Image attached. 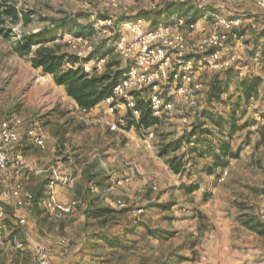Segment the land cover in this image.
<instances>
[{"label": "rangeland", "instance_id": "obj_1", "mask_svg": "<svg viewBox=\"0 0 264 264\" xmlns=\"http://www.w3.org/2000/svg\"><path fill=\"white\" fill-rule=\"evenodd\" d=\"M8 1L25 12L29 19L26 22L6 19L0 24V29L10 34L0 35V129L7 118L21 119V140L13 145L12 157H22L25 161L19 169L9 165L0 172V195L1 190L15 181L35 193L46 179L50 183L57 182L60 174H66L72 179V185L68 186L66 194L58 196L56 192L55 199L65 202L61 198L72 196L69 201L78 198L83 203L64 219L55 221L42 206L47 196L23 208L15 207L11 200L0 199L6 225L16 229L15 237H10L9 232L0 243V264H37L35 246L38 243L49 248L51 264H264V235L249 228L255 222H264V141L255 147L257 137L252 131L256 126L233 133L231 147L235 150L243 146V149L239 158L230 160L224 167L228 169L224 178L221 177L223 169L206 174L201 169L205 161L193 155H187L182 172L174 174L166 157L159 153L164 144L190 131L197 120L196 113L206 103L208 81L223 69L206 67L196 72L192 86L195 106L190 107L172 89H164L168 90L166 98L173 103V108L162 113V121L154 130L151 147H148L146 137L135 124L120 130L110 129L111 123L124 114L127 121L133 120L125 107L120 106L116 113L110 114L108 104L103 101L90 112H82L67 97L65 89L55 85L51 75L32 67L33 51L20 55L15 49L21 33L38 32L57 25L61 19L71 20L82 15L84 17L78 21L95 28L85 42L58 31L51 45L86 55L89 46L97 48L112 35L108 29H103L96 17L135 16L154 10L165 0H129L127 9L121 10L103 7L102 0ZM235 8L242 17L252 18L255 26L247 19L241 27L232 30L238 36L244 35V44L232 38L222 59L235 54L237 64L248 67L246 76L261 78L258 99L247 105L246 114L237 113L238 125L252 120L264 123V117L260 116L264 114V60L259 53L252 55L253 39L264 26V13L255 0L229 3L224 10L214 9L216 13L232 17L230 14L238 12ZM208 19L203 18L202 24L194 29L179 27L169 19L162 20L159 25H173L187 36L191 46L212 29V21ZM144 20L145 27L149 28L151 22ZM110 57L119 58V54L113 50ZM92 64H88L89 72L103 73V68L92 71ZM243 77L238 73L234 81ZM228 92V95L235 92V84L231 83ZM34 124L46 140L45 147L40 150L25 135L26 128ZM225 133L228 134L227 129ZM248 137L250 144L246 145ZM22 148H25L23 153ZM186 149L184 145L179 152ZM210 161L209 157L207 162ZM92 172L93 183L87 180L88 173ZM127 174L133 177L132 181L114 192L107 195L101 189L91 192L94 183L106 187L118 176ZM193 183L200 188L192 194L181 188V185ZM86 195L92 205L111 206L117 211L115 216L108 218L104 232L121 238L123 246L110 249L106 244L104 247L95 245L88 239L100 230V226L95 219L88 218ZM118 200L125 206L117 205ZM166 204L171 207L164 209L162 206ZM140 208L143 209L141 213L138 212ZM19 216L26 218V225L19 224ZM150 229L165 230L167 235L153 237ZM62 238L70 242L67 254L62 251Z\"/></svg>", "mask_w": 264, "mask_h": 264}, {"label": "trees", "instance_id": "obj_2", "mask_svg": "<svg viewBox=\"0 0 264 264\" xmlns=\"http://www.w3.org/2000/svg\"><path fill=\"white\" fill-rule=\"evenodd\" d=\"M164 3L154 8L152 11H142L137 15L125 14L114 18L115 23L112 26H105L103 29H108L112 35L108 37L101 46L94 48L89 56L81 59L75 52L64 50L62 46L51 45L60 33H69L74 37H82L88 39L95 31L93 25H85L78 21L84 17L78 15L71 20L61 19L57 21V25L46 27L38 32H23L16 39L15 49L20 55L29 54L33 51L31 65L35 69H41L45 74L52 76L55 85L65 89L66 95L75 104L90 112L96 108L98 104L105 101L107 97L113 94L115 84L123 77L125 70L124 63L119 57H110L114 50L115 42L120 38V24L124 19L137 20L138 18L146 19L151 22L148 30L155 29L160 22L168 19L172 15L186 19V23H195L203 19L206 11L199 9L196 3L191 0H165ZM210 11L216 12V9L209 8ZM90 14V12H88ZM107 15L96 17V21L105 20ZM208 20L212 21L211 17ZM6 19L12 22L28 21L29 16L20 11L14 5H11L8 0H0V24ZM264 23V18L262 19ZM0 35L10 36L5 29H0ZM252 55L260 54L261 60H264V26L256 32L253 39ZM109 57V58H108ZM105 59L103 73L87 72L84 69L83 62L90 60ZM238 72L234 68H223L222 71L215 73L208 81L207 89L205 90V105L196 113V121L192 124L190 131L181 137L164 144L159 153L166 157L169 169L174 174L182 172L187 155H193L205 162L201 169L208 175L215 174L224 167L232 159L239 158L242 153L243 146L233 149L231 147V137L236 131L242 130L244 127L256 126L255 134L257 139L255 147H258L264 141V123L256 120L246 121L242 125H238L237 113L246 114V107L252 100L258 99L260 76H245L237 80ZM235 84V92L228 95L229 86ZM227 95V97H225ZM235 97V100H233ZM137 108L140 110L139 121L128 120L127 125L135 124L137 128L143 125L145 128L155 130L161 123V117L154 116L151 103L135 95ZM245 105V106H244ZM244 106V107H243ZM264 117V114H260ZM227 129L228 134L225 133ZM215 130V131H214ZM250 137L246 140V145L250 144ZM184 145L187 146L185 151L179 152ZM209 157L210 162H207ZM88 181L93 183L94 174L88 173ZM50 184V180L43 181L39 188H36L34 193V202L37 203L47 195L46 188ZM94 185H101L100 183ZM187 194H192L197 191L200 186L197 183L189 185H181ZM207 198V195L204 194ZM205 198V199H206ZM84 200L87 205V215L90 219H95L96 224L100 226V230L93 233L91 239L92 244L108 246L110 249L117 246H123V240L118 237H112L104 232V228L109 223L108 218L115 216L117 211L109 206H95L88 199L87 195ZM164 209H169L170 204L162 206ZM250 230L259 235H264V222H255L249 225ZM10 229V237L16 236V229ZM153 237H165V230H149ZM103 241V242H102ZM103 243V244H101ZM106 244V245H105ZM194 246V245H193ZM191 246V248L193 247ZM1 253V248H0Z\"/></svg>", "mask_w": 264, "mask_h": 264}, {"label": "built area", "instance_id": "obj_3", "mask_svg": "<svg viewBox=\"0 0 264 264\" xmlns=\"http://www.w3.org/2000/svg\"><path fill=\"white\" fill-rule=\"evenodd\" d=\"M199 9L206 11L205 17L212 18V29L206 36L197 43L188 44L187 36L173 28V25L163 24L148 30L145 27V20L124 19L120 24V38L114 44V51L122 59L125 72L123 77L113 87V94L107 97L105 102L108 104L110 114L117 112L120 106L129 111L132 118L139 121L140 110L137 108L135 95L142 97L153 108V114L161 117L165 110H171L173 103L166 98V91L173 90L174 93L184 100L190 107L197 104L192 95V86L195 82V74L200 69L212 68L221 70L223 68H234L241 76H246L248 67L238 65L235 54L222 59L224 50L228 47L233 38L240 45L244 44L242 40L244 35L238 36L232 30L243 25L247 18L238 16H226L209 10V5L213 0H193ZM229 3H238L242 0H224ZM129 0H102L103 7H109L114 10L127 9ZM257 7L264 12V0H255ZM203 17V18H205ZM175 25L179 27L197 28L199 21L195 23H186V19L173 16ZM252 23V19H248ZM103 28L112 26L115 21L110 16L105 20H100ZM232 33H230L231 31ZM130 35L132 38H128ZM79 42H85V38L74 37ZM93 48L89 46L88 53L82 55L77 53L81 59L89 56ZM93 62L92 71L102 70L105 59L90 60ZM89 62H83L84 69L88 71ZM89 72V71H88ZM196 85V84H195ZM198 85H196L197 87ZM168 89V90H164ZM87 112L85 109H80ZM126 115L121 116L117 121L111 123L110 129L120 130L127 126ZM22 122L16 116L7 118L1 123L0 129V172L5 171L9 165L17 166L18 169L24 164V158L12 157V147L21 140ZM139 131L146 137L147 146L151 147V140L154 138V130L139 127ZM25 135L40 149L45 147L46 140L37 125H30L26 128ZM21 165V166H20ZM222 178L228 173V169L222 171ZM131 175L118 176L106 187L100 188L97 185L90 187L91 192L101 191L110 194L115 189L122 187L127 182L132 181ZM57 182L66 186L72 185V179L66 174H60ZM1 196L11 200L15 207L23 208L34 202V192L25 189L20 181H15L7 189L1 190ZM100 193V192H99ZM82 199H74L69 202H62L55 199L54 194H50L43 199L42 206L55 221H60L70 215L74 209L82 204ZM117 205L124 207L125 204L118 200ZM143 209H139L141 213ZM21 225H26V218L18 217ZM9 233L8 225L5 222V211L0 206V243ZM61 246L63 253L70 251L69 240L62 238ZM35 257L37 264H51L50 250L46 244L38 243L35 246Z\"/></svg>", "mask_w": 264, "mask_h": 264}, {"label": "crops", "instance_id": "obj_4", "mask_svg": "<svg viewBox=\"0 0 264 264\" xmlns=\"http://www.w3.org/2000/svg\"><path fill=\"white\" fill-rule=\"evenodd\" d=\"M231 4V3H230ZM227 6H229V2H227V1H224V0H213V2L209 5V8H222V10H224V8H226ZM239 10V9H238ZM236 8H235V11H238ZM261 13H262V11H261ZM264 13V12H263ZM242 13L241 12H237V13H232V14H230L231 16H238V15H241ZM174 15H172L171 17H169L168 19H169V22L171 21V20H173L172 19V17H173ZM247 19H252V18H247ZM202 20L203 19H201L200 21H199V24H198V27H199V25H201L202 24ZM74 105L77 107V108H79L75 103H74ZM79 109H81V108H79ZM27 137V136H26ZM27 139L29 140V138L27 137ZM30 142L33 144V142L30 140ZM33 145H35V144H33ZM35 147H37L36 145H35ZM39 150H40V148L39 147H37ZM23 152H25V148H22V150H21V153H23ZM36 164V163H35ZM104 186V185H103ZM102 185L101 186H99L100 188H102L103 187ZM46 193H47V195L46 196H48V195H50V194H55L56 192H57V194H58V196H60V195H63V193L64 194H66L67 192H68V186H66V185H64V184H61V183H58V182H54V181H51V183L47 186V188H46ZM67 190V191H66ZM33 192V191H32ZM72 194V193H71ZM75 197V196H74ZM71 198H73L72 196H69V197H66V198H61V199H64V201L65 202H68L69 201V199H71ZM0 199H3V200H7V199H5V198H3L1 195H0ZM9 232H10V230H9ZM9 234V233H8Z\"/></svg>", "mask_w": 264, "mask_h": 264}]
</instances>
